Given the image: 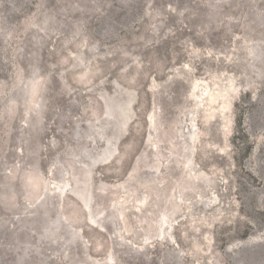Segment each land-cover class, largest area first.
Masks as SVG:
<instances>
[{
    "label": "rangeland",
    "instance_id": "1",
    "mask_svg": "<svg viewBox=\"0 0 264 264\" xmlns=\"http://www.w3.org/2000/svg\"><path fill=\"white\" fill-rule=\"evenodd\" d=\"M0 264H264V0H0Z\"/></svg>",
    "mask_w": 264,
    "mask_h": 264
}]
</instances>
